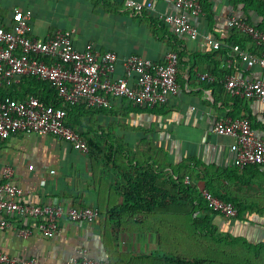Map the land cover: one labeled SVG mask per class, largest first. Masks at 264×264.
I'll return each mask as SVG.
<instances>
[{
	"label": "crops",
	"instance_id": "crops-1",
	"mask_svg": "<svg viewBox=\"0 0 264 264\" xmlns=\"http://www.w3.org/2000/svg\"><path fill=\"white\" fill-rule=\"evenodd\" d=\"M125 1L0 0L1 24L11 23L16 8L30 10L33 36L69 30L78 49L93 42L101 51L116 52L117 75L124 74L123 61L131 54L160 61L177 49L181 58V92L164 106L150 109L115 98L110 108L90 109L81 103L69 109L68 121L89 142L90 151L35 133H20L0 145V181L7 180L6 170L12 168L10 181L23 190L25 201H60L99 211L92 223L63 217L53 237L39 231L21 236V228H34L37 221L15 215L10 227L0 228V250L50 264H64L83 249L109 264H176L175 256L193 247V256L205 264H264V168H239L230 151L234 138L212 130L218 117L247 116L264 138V102L233 97L226 87L233 73L264 79V67H249L237 52L244 48L261 55L262 48L228 25L236 16L264 29V3L201 0L204 12L192 22L202 35L191 39L177 35L161 19V14L176 11L174 4L159 0L156 10L137 15L124 9ZM206 34L221 42L218 50L208 44ZM202 73L214 75L215 82L202 81ZM19 90L43 92L28 83ZM175 172L190 176L192 196L201 197L207 188L233 200L239 217L194 212L175 191ZM125 192L134 201L126 204ZM196 216L210 223L196 224Z\"/></svg>",
	"mask_w": 264,
	"mask_h": 264
},
{
	"label": "built area",
	"instance_id": "built-area-1",
	"mask_svg": "<svg viewBox=\"0 0 264 264\" xmlns=\"http://www.w3.org/2000/svg\"><path fill=\"white\" fill-rule=\"evenodd\" d=\"M158 1L143 3L126 0L124 9L140 15L156 10ZM164 1L174 4L177 9L161 14L162 21L172 26L177 35L198 39L202 33L192 18L203 14L201 1ZM1 12L0 6V16ZM32 17L30 10L16 8L11 17V28L0 23V88L19 84L24 76H33L50 81L61 103L47 104L33 94L23 99H0V145L20 133H35L55 136L69 142L75 149L90 151L88 141L69 125V109L81 103L90 108H110L115 98H125L134 106L154 109L168 104L172 97L181 92L178 81L181 58L177 51L170 50L160 61L131 54L123 61L124 74L117 75L120 57L116 52L101 51L93 42H89L84 49H78L69 30H56L47 38L33 36ZM228 25L251 36L253 42L263 50L261 55H255L247 49H239L241 58L249 67L256 64L264 67V31L246 18L236 16L228 19ZM205 38L213 48L221 47V42L212 35L206 34ZM200 79L214 83L216 77L202 73ZM226 87L233 97L264 102L263 78L250 79L233 73L227 78ZM212 130L234 138L230 151L234 153L239 168L250 165L264 168V138L257 133L249 117H218L213 122ZM12 174V168H8L5 173L7 180L0 181L1 229L10 227L11 218L15 215L29 216L37 221V225L34 228H21V236L26 238L39 231L53 237L58 233L63 217L74 223H92L99 216L98 209L91 206L66 207L60 201L50 204L27 202L23 199V190L10 181ZM174 178L178 179V176ZM184 182L191 183L189 175ZM200 195L214 212L227 218L238 217L239 209L234 202L218 197L207 188L202 189ZM0 264L50 263L11 256L0 250ZM64 264L109 262L95 260L83 249L78 256Z\"/></svg>",
	"mask_w": 264,
	"mask_h": 264
},
{
	"label": "trees",
	"instance_id": "trees-1",
	"mask_svg": "<svg viewBox=\"0 0 264 264\" xmlns=\"http://www.w3.org/2000/svg\"><path fill=\"white\" fill-rule=\"evenodd\" d=\"M249 22L252 23L251 21H249ZM4 25L7 28H11L12 22L10 24H4ZM253 25H255V24H253ZM255 26H257V25H255ZM257 27L264 31L263 28H261L259 26H257ZM233 30L237 34H242L245 37H248V38H250L252 40L251 36H249V35H247L245 33H242L238 29H233ZM242 49H244V48H242ZM173 50L178 51L177 49H173ZM238 58H239V60H243L239 54H238ZM230 72H232V70H228L229 74H230ZM21 83L12 84V85H8L6 87L0 88V99H22V98L28 96L27 93L30 92L33 95L39 96L41 98V100H43L47 104L59 105L61 103L60 99L58 98V94L55 91V88H54V86L52 85V83L50 81L42 80V79H39V78L33 77V76H24ZM25 83H28V85H35V86H38V87H42L43 92L42 93H38L37 91L31 92L29 90H28L29 92H27V93L26 92L25 93L19 92L20 91L19 87L23 86ZM15 90H17L18 93H15L14 92ZM12 92H14V94ZM76 107L77 106H74L73 109H75ZM90 109H92V108H90ZM232 116L236 117L234 115H232ZM245 117H247V116H245ZM68 123H69L70 126H72V123L70 121H68ZM174 176H178V179H175L173 177L171 178V181H172V183L174 185L175 191L178 193V196L181 194L182 197H184V198L189 200L191 209L194 212H198V211L204 210V209L205 210H209L211 212H214L213 210H211L209 208L207 202L202 197H200V196H192V193H191V189L192 188H191V186L189 184H186L184 182L185 181V176H184V174L182 172H175ZM223 199H225V198H223ZM226 200L234 202L231 199H226ZM132 201H134L133 200V194L125 192V203L128 204V203H131ZM215 213H217V212H215ZM193 216H194V214H193ZM238 217H239V215H238ZM193 222L196 223V224H198L199 222H201V223H210V219L207 218V217L206 218H200V217L196 216V218H194ZM211 235H212V233H211ZM231 239H234V238H231ZM191 240H192V238H191ZM193 250H195V249L193 247H191L190 248V252L184 253L182 255H176L175 258L173 259V261L176 264H205V262H204L205 260L200 259L196 255L193 256Z\"/></svg>",
	"mask_w": 264,
	"mask_h": 264
}]
</instances>
